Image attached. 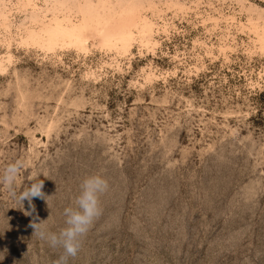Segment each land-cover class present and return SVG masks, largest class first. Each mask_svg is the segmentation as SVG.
Returning a JSON list of instances; mask_svg holds the SVG:
<instances>
[{
	"label": "rangeland",
	"instance_id": "obj_1",
	"mask_svg": "<svg viewBox=\"0 0 264 264\" xmlns=\"http://www.w3.org/2000/svg\"><path fill=\"white\" fill-rule=\"evenodd\" d=\"M0 264H264V0H0ZM34 207V210H33ZM39 218L36 220V218Z\"/></svg>",
	"mask_w": 264,
	"mask_h": 264
},
{
	"label": "clouds",
	"instance_id": "obj_2",
	"mask_svg": "<svg viewBox=\"0 0 264 264\" xmlns=\"http://www.w3.org/2000/svg\"><path fill=\"white\" fill-rule=\"evenodd\" d=\"M22 164L17 161L10 163L0 173V186L9 190L16 196L19 203L27 200L31 206L34 198L45 199L46 195L42 191L43 181L34 176L32 182L27 185L18 195L15 191L17 177L20 174ZM109 188L108 181L100 175H93L85 178L80 186L79 195L75 199V206L64 210L65 225L59 233L48 232L41 228V222L35 220L29 225L33 228V235L46 240L53 248H62L63 254L55 264H68L69 258H74L80 248V238L84 236L93 221L101 214L100 196ZM34 210V207H33ZM39 218L37 217L36 220Z\"/></svg>",
	"mask_w": 264,
	"mask_h": 264
}]
</instances>
